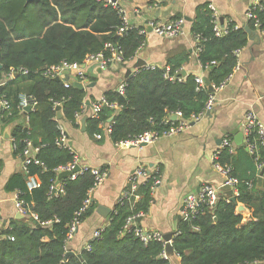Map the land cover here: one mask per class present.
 Listing matches in <instances>:
<instances>
[{
	"label": "trees",
	"instance_id": "trees-1",
	"mask_svg": "<svg viewBox=\"0 0 264 264\" xmlns=\"http://www.w3.org/2000/svg\"><path fill=\"white\" fill-rule=\"evenodd\" d=\"M258 20L264 32V11L258 13ZM121 25L118 12L96 0H0V63L3 66L0 84L4 83L0 98L11 105V111L3 113L2 122L4 125L16 123L10 133L16 156L22 154L24 140L39 148L27 164V177L36 176L39 187L28 191L25 176L17 175L7 190L18 193L27 210L37 215L40 222H51L38 228L26 218L10 220L0 227V264H171L170 258L162 257V243L150 241L144 246L131 231L124 230L128 217L148 212L158 174L149 176L138 186L136 193L140 199L136 203L118 201L100 237L90 240V250L81 249L68 259L65 257L70 252L66 243L68 227L93 187L94 177L90 169H85L75 180L60 179L64 195L50 197L49 194L50 187L58 180L57 170L72 163L74 157L71 148L56 143L61 134L53 103L62 102L61 121L79 127L76 116L86 117L85 112L90 108L86 102L92 104L94 100L87 99L86 90L70 84L66 88L63 81L56 82L43 73L63 61L82 65L88 55L103 53L110 58L106 44H111L121 54V67L131 64L145 39L138 34L139 29L117 35ZM223 26L228 33L222 38L215 37L207 5L197 9L190 26L192 35L200 36L198 61L214 87L233 73L237 65L234 53L248 43L244 28L235 29L236 24L231 21ZM247 27L255 30L252 22L247 23ZM188 62L186 52L168 55V71L141 68L125 78L124 96L116 91L103 95L108 103L117 104L120 109H103L98 121L86 117L85 132L94 137L102 132L101 122L110 124L109 138L117 144L145 132L168 129L170 125L163 121L176 112H181L186 120L200 113L208 92L196 91L195 77H181V82L166 78L180 76ZM21 68L27 71L26 76L7 79L10 69ZM22 94L37 103V109L28 115L27 127L19 123L20 118L24 119V113L18 110ZM240 156L244 157L245 172L249 174L242 178L236 174L233 158L226 151L220 155V163H232V176L240 181L235 202L226 201L222 195L213 211L203 206L190 223L179 222L171 240L179 264L264 263V183L261 189L256 186L254 157L247 150H242L239 159ZM260 159L264 162V150L260 151ZM240 205L247 213L238 212ZM94 208L92 204L79 218L80 224L91 216Z\"/></svg>",
	"mask_w": 264,
	"mask_h": 264
},
{
	"label": "crops",
	"instance_id": "crops-1",
	"mask_svg": "<svg viewBox=\"0 0 264 264\" xmlns=\"http://www.w3.org/2000/svg\"><path fill=\"white\" fill-rule=\"evenodd\" d=\"M252 1L118 0V4L126 12L130 25L139 28L152 20L166 23L175 20L174 18L184 19L186 22L184 34L169 40L149 33L143 50L131 64L126 66L111 65L101 70L96 64H87L84 73L87 79H90L89 84L94 85L85 89L87 99L91 97L95 101L107 91H116L125 79L127 70L138 59L143 60L147 67L167 69L168 55L186 52L189 62L182 69L185 76L206 78V73L198 61L195 42L190 32L197 9L205 5L213 7L218 19L223 21L222 25L231 21L246 26L245 13ZM252 33L237 58V65L229 81L217 93L213 110L201 120L191 124L185 133L173 138H161L140 148H122L117 147L103 130H101L102 140H96L82 131V117L77 122L79 127L60 120L69 146L78 156L79 163L82 166L104 169L107 172L102 185L92 194V202L95 206L93 213L80 224L68 244L70 252L77 254L81 249H85L93 239L94 232L107 227L110 214L123 192L128 189L129 176L139 166L145 168L150 176L158 174L159 177L158 183L152 189L148 212L142 214L137 223L139 227L157 231L162 236L167 234L174 236L177 232L181 221L180 210L188 194H197L203 184L221 187L223 179L214 169L212 157L219 149L222 139L229 138L235 146V154L231 157L234 163L236 162V174L240 178L249 175L245 172L244 157L240 156L239 159L240 152L246 151L244 137L242 144L238 145L235 131L242 134L244 116L250 111L254 112L264 124V34L256 29ZM86 113L88 117V112ZM2 119L0 111V227L7 225L10 220H26L25 217L17 218L21 215H18L14 207L16 192L7 190L15 176L23 175L22 159L14 154L10 137L11 129L16 123L4 125ZM21 122L24 124L23 118L19 119V123ZM241 147L243 149L240 150ZM259 174L257 171L256 186L261 189L263 183L257 184ZM222 195L225 196V193L222 192ZM97 207L109 209V215L103 218L96 212ZM169 260L171 264H179V258L175 255Z\"/></svg>",
	"mask_w": 264,
	"mask_h": 264
},
{
	"label": "built area",
	"instance_id": "built-area-1",
	"mask_svg": "<svg viewBox=\"0 0 264 264\" xmlns=\"http://www.w3.org/2000/svg\"><path fill=\"white\" fill-rule=\"evenodd\" d=\"M97 2L101 3L104 6H111L113 7L119 14L122 25L117 31V35H122L125 31L132 30V29H139L138 34L142 36L145 41L141 44V46L136 51V57H138L139 53L143 50V48L146 45V36L149 33H152L158 38L161 39H174L179 36H182L184 34V29L186 22L184 19H175L170 22L162 23L155 20L147 22L143 27H134L128 23L127 15L125 10L118 4L117 2H113L112 0H96ZM211 11V19H212V25H213V33L215 37L222 38L228 33L227 27L220 24L217 13L213 7H208ZM264 11V0H253L251 4L248 6L246 13H245V25L247 26V23L252 22L254 28L259 31L260 33H263V31L260 30V23L258 20V13ZM238 28H244L243 25H237L235 29ZM150 29V32L148 31ZM194 42H195V50L196 54L198 55L200 51L199 42H200V36H193ZM105 50L109 51L111 54L110 58H106L103 53H97L94 55H88L84 60L82 65L86 66L87 64L93 63L96 64V66L101 69H107L111 65H117L121 66L123 64V60L121 57V54L112 47L111 44L105 45ZM241 50H238L234 53L235 58L237 59ZM134 59V60H135ZM133 60V61H134ZM81 64L78 63H69L66 61L61 62L59 65L52 66L49 69H47L43 75L46 78L49 79H55V78H62L63 74L65 72L69 75V82L77 81L83 85V87H86L89 82L88 79L84 73V69L82 68ZM144 68H147L149 70H155V66H145ZM166 71H168L166 69ZM22 75L26 76L27 71L24 69L14 70L10 69L9 74L7 76V79H14L15 77ZM181 74L178 77H169L166 76V78L171 81H177L181 82ZM231 75L219 86L212 87L213 92H208V87L205 84L203 77H195V85H196V91H207L208 92V99L204 105L203 110L198 113L197 115H192L188 120L183 118V115L181 112H176L172 114L171 116L176 117V121L172 122L170 121V117L165 119L163 121L164 124L170 125V127L166 130H163L161 132L156 131H149L145 132L135 138L128 139L123 142H119L115 144L117 147L122 148H140L143 145L152 144L156 141H158L161 138H173L179 134L185 133L191 124L196 123L197 121L201 120L207 113L211 112L215 106L216 103V95L217 93L225 87L227 82L229 81ZM64 82V81H63ZM69 82H64V86L67 88L69 87ZM4 83L0 84V87H2ZM125 83L122 81L119 86L116 89V93L120 96H124L125 94ZM62 102H54L53 107L56 110V108H61ZM88 115L95 120L100 119V113L103 109L108 108L112 110H119L120 107L117 104H110L106 101L105 97L102 96L99 99L95 100L94 103L89 105ZM30 108L29 112L26 113L25 109ZM37 109V103L26 94H22L19 96V104H18V110L24 113V125L27 127L28 124V115L32 112H34ZM0 111L3 117V113H9L11 111V105L10 103L4 99L0 98ZM85 112V107L83 110V113ZM81 116H76V119L79 120ZM100 129L103 130V132L106 135L111 134V125H106L105 123L101 122L99 125ZM59 131H60V138L56 142L58 146L61 147H68L69 146L67 136L65 134V131L59 123ZM242 135L244 137V146L250 156H253L256 163V169L258 173L261 172V170L264 168V162L260 159V151L264 150V124L259 120L257 115L250 111L247 112L243 119L242 124ZM94 138L96 140H102L101 134L95 135ZM12 147L14 150V144L13 139H11ZM23 150L22 154L20 155L22 159V172L25 176L26 181V187L28 191H32L39 187L40 181L36 176H29L27 177V164L30 163L31 160L34 159V156L36 153H38L39 148H36L32 145L31 142L24 140L23 141ZM223 151H226L229 156H233L235 154V146L233 145L232 141L225 137L221 141V145L219 149L214 153L212 157V164L214 169L221 175L223 182L220 188L214 187L209 184H203L197 194H188L183 201L181 210H180V218L181 221L184 223H190L198 214L200 209L205 206L210 211H213L222 195L221 188L223 187H229L232 197L238 196V189L240 186V181L232 176V167L231 164L220 163V155ZM34 163L36 165L39 164L38 161L34 160ZM77 168L78 171H75ZM90 169L91 174L94 177V185L93 187L88 191L86 199H84L81 207L78 211L74 214V219L71 222V224L68 227V234L66 243L68 244L70 241H72L74 235L76 234L79 226L80 221L79 218L85 214L89 208L92 206V194L99 186L102 185L103 181L105 180L107 176V172L104 169L99 168H89L86 166H82L79 163L78 156L74 153L73 161L72 163L68 164L66 167L58 169V173H64L68 172L71 173L68 178L71 180H75L77 175L79 173H82L83 170ZM150 174L148 171L143 168L142 166H139L135 171L129 176L128 178V189L123 192L121 195L119 201H126L131 203L132 205L136 203L140 199V195L136 193V190L139 185L143 184L148 178ZM262 182L264 183V174L261 176ZM158 183V179L154 180V185ZM249 185V184H247ZM50 197H59L64 195V187L59 182H55L54 185L50 187ZM226 201H230V197L224 196ZM14 207L18 215H21L22 217H25L27 219H30L34 222H36L37 225L40 227L48 226L51 224V222L48 223H42L39 221L37 215L30 213L27 210V207L24 206V203L22 200L19 199L18 193H15L14 196ZM141 214L136 216H130L126 219L124 230L125 231H131L135 238H137L144 246L147 245L150 241H156L159 243H162L163 246H165V242L163 240V236L161 233L157 231L147 230L143 229L139 226H137L136 219L140 217ZM102 229L96 230L93 234V239H98L100 237V232ZM193 231H199L198 228H193ZM9 240H13V238H8ZM86 250H90V246L87 245L85 247ZM162 257L164 259H168L166 256L165 250L162 253Z\"/></svg>",
	"mask_w": 264,
	"mask_h": 264
},
{
	"label": "water",
	"instance_id": "water-1",
	"mask_svg": "<svg viewBox=\"0 0 264 264\" xmlns=\"http://www.w3.org/2000/svg\"><path fill=\"white\" fill-rule=\"evenodd\" d=\"M112 1L113 2H117L118 0H112ZM219 22H220L221 25L223 24V21L219 20ZM148 31L150 32V29ZM244 31L246 32L248 38L250 39L251 38V35L253 34L252 31L247 26L244 27ZM145 65H146V63L143 60H141V59L136 60V62L132 65V67H130L127 70V72L125 74V78H128L131 75L132 72H134L136 70H139L140 68L144 67ZM2 68H3V66L0 63V70H2ZM82 68L84 69L85 66L82 65ZM163 70L165 71L166 69H163ZM181 76L182 77L185 76V72L184 71L181 72ZM63 77H64V81H69V75H68L67 72H65L63 74ZM54 80L56 82H59L60 81L59 78H55ZM204 81H205L206 86L208 87V92L209 93H212L213 90H212V87H211L210 83L208 82V80L206 78H204ZM69 84L71 86H73L74 88H77V89H79L81 91H84L87 88H92L94 86L93 84H89L86 87H83V85L81 83L77 82V81L69 82ZM1 89H2V87H0V91H1ZM89 104L90 103L87 101L86 102V106H89ZM29 110H30V108H27V109H25V112L28 113ZM56 111H57V120L60 121L62 119L61 113H60V108L59 107L56 108ZM85 121H86V117H83L81 119L82 131H85ZM170 121L175 122L176 121V117L174 115L171 116L170 117ZM235 135H236V138H237V144L238 145H241L242 144V141H243V135L241 133H238L237 131H235ZM7 138H9V137H7ZM78 169L79 168H77L75 171H78ZM263 174H264V168L261 170L259 176L257 177V184L258 185H261L263 183L262 182V177H261ZM70 175H71V173H68V172H64V173L59 174L58 175L57 182H59L60 179H62L64 177H68ZM221 192L225 193L226 196L230 197V201L231 202H233V203L235 202V198L232 197V193H231L229 187H223L221 189ZM96 212L99 215H101L103 218H106L109 215V213H110L109 209H106V208H103V207H97ZM238 212L239 213H244V212H246V210H245V208L243 206L240 205L238 207ZM17 218L22 219L23 217L22 216H19ZM31 223L34 226L38 227V228L40 227L39 225L36 224V222H34L32 220H31ZM172 236H173L172 234H167V235H164V237H163L164 241L166 242V245H165V253H166V256L168 258L173 257V255H174L173 247L171 245ZM73 255L74 254L72 252H68V253H66L65 257H66V259H68L69 257H71ZM61 264H64V263H61Z\"/></svg>",
	"mask_w": 264,
	"mask_h": 264
},
{
	"label": "bare ground",
	"instance_id": "bare-ground-1",
	"mask_svg": "<svg viewBox=\"0 0 264 264\" xmlns=\"http://www.w3.org/2000/svg\"><path fill=\"white\" fill-rule=\"evenodd\" d=\"M144 68V67H143ZM166 71V70H165ZM133 73V72H132ZM60 79V81H64V77H62V78H59ZM64 82H66V81H64ZM69 82V81H68ZM24 175V174H23ZM139 215V214H138ZM133 216H136V215H133ZM142 217V214H141V216L140 217H138L137 219H136V223H137V220L139 219V218H141ZM164 237V236H163ZM164 240V239H163ZM165 242V241H164ZM166 243V242H165ZM166 245V244H165ZM164 250H165V246H164ZM171 258V257H170Z\"/></svg>",
	"mask_w": 264,
	"mask_h": 264
},
{
	"label": "rangeland",
	"instance_id": "rangeland-1",
	"mask_svg": "<svg viewBox=\"0 0 264 264\" xmlns=\"http://www.w3.org/2000/svg\"><path fill=\"white\" fill-rule=\"evenodd\" d=\"M26 219V218H25Z\"/></svg>",
	"mask_w": 264,
	"mask_h": 264
}]
</instances>
